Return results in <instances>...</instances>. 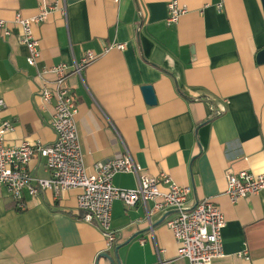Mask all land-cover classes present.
<instances>
[{"label":"crops","instance_id":"crops-1","mask_svg":"<svg viewBox=\"0 0 264 264\" xmlns=\"http://www.w3.org/2000/svg\"><path fill=\"white\" fill-rule=\"evenodd\" d=\"M168 1L47 0L64 5L65 14L56 10L32 25L40 58L31 66L13 20L36 15L39 0H0V17L12 30L0 36L2 117L15 125L6 141L51 142L53 102L34 96V76L53 64L72 66L87 51L99 54L66 79L87 172L127 150L142 173H165L190 187L191 203L214 198L225 225L222 253L210 264H264V191L235 202L224 194L227 173L264 172V62L256 57L264 49L261 0H178L187 11L171 25ZM114 42L125 46L104 52ZM145 84L155 104L146 102ZM29 166L35 176H48L36 156ZM112 185L132 189L137 178L117 173ZM78 193L25 194L20 210L0 186V264H110L102 254L114 257L116 246L121 264H189L164 224L173 211L149 218L152 202L126 207L115 199L117 241L107 248L100 230L80 219Z\"/></svg>","mask_w":264,"mask_h":264},{"label":"built area","instance_id":"built-area-1","mask_svg":"<svg viewBox=\"0 0 264 264\" xmlns=\"http://www.w3.org/2000/svg\"><path fill=\"white\" fill-rule=\"evenodd\" d=\"M222 3L217 4L220 9ZM59 10L65 14V6L39 0L38 12L32 17L16 14L14 24L19 28V42L27 49L26 61L33 66L40 58L39 41L32 34V25L43 21L47 15ZM187 8L178 0H169L166 4L165 23L178 22ZM8 23L0 17V36L11 35ZM124 43L114 42L104 47V52L124 48ZM99 54L87 51L72 66L65 63L53 64L38 70L34 76V96L42 104L53 102V112L49 120L54 139L51 142H29L9 144L6 134L14 130L12 121L2 117L5 103L0 99V186L4 187L15 206L25 209L24 195L36 196L45 190H52L57 196L67 189H78L76 207L82 212L81 220L94 224L105 238L107 248L117 241L116 230L111 225L112 203L119 199L126 207L136 203L146 205L147 216L153 213L173 211L164 220L175 238L178 256L188 260L189 264H210L222 253L221 231L225 225V216L213 197H203L194 203L189 200L190 187L179 186L165 173L150 176L142 173L130 153L125 152L105 161L95 162L92 172H87L83 164L79 137L75 124L77 103L66 84L69 74L80 75L83 68ZM264 152V146H263ZM36 156L42 161L46 178L37 177L29 166ZM117 173H132L137 178V186L132 189H120L112 185ZM224 194L231 202L264 191V172L253 174L248 171L226 174ZM164 186V189H162ZM141 242L143 240H140ZM247 258V257H246Z\"/></svg>","mask_w":264,"mask_h":264},{"label":"water","instance_id":"water-1","mask_svg":"<svg viewBox=\"0 0 264 264\" xmlns=\"http://www.w3.org/2000/svg\"><path fill=\"white\" fill-rule=\"evenodd\" d=\"M261 3H262V7H263V12H264V0H261ZM256 57H257L258 63L264 62V49L259 50L257 52ZM141 91H142V93L145 97V100L148 104H150V105L155 104L156 100H155L154 92H153L151 85L145 84V85L141 86ZM169 213L170 212L166 213L165 216H163V218L161 220H159L157 223H160ZM153 226H154V224H153ZM118 248H119V246H116L114 248V257H112L109 253H103L102 256L104 258H106L110 264H121L120 260H119V255H118Z\"/></svg>","mask_w":264,"mask_h":264}]
</instances>
